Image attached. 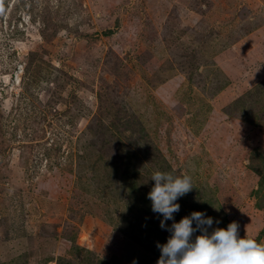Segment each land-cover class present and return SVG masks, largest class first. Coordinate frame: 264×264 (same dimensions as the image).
Wrapping results in <instances>:
<instances>
[{
	"label": "rangeland",
	"instance_id": "rangeland-1",
	"mask_svg": "<svg viewBox=\"0 0 264 264\" xmlns=\"http://www.w3.org/2000/svg\"><path fill=\"white\" fill-rule=\"evenodd\" d=\"M155 171L264 244V0H0V264H156Z\"/></svg>",
	"mask_w": 264,
	"mask_h": 264
},
{
	"label": "clouds",
	"instance_id": "clouds-1",
	"mask_svg": "<svg viewBox=\"0 0 264 264\" xmlns=\"http://www.w3.org/2000/svg\"><path fill=\"white\" fill-rule=\"evenodd\" d=\"M151 181L155 182L147 194L151 210L162 217L160 228L170 233L166 243L156 245L160 250L156 264H264V244L240 238L236 221L226 229L213 227V218L205 212H192L175 221L174 214L180 210L176 201L193 190L190 176L155 171ZM167 221H172L170 226ZM196 232L200 235L194 237Z\"/></svg>",
	"mask_w": 264,
	"mask_h": 264
},
{
	"label": "trees",
	"instance_id": "trees-1",
	"mask_svg": "<svg viewBox=\"0 0 264 264\" xmlns=\"http://www.w3.org/2000/svg\"><path fill=\"white\" fill-rule=\"evenodd\" d=\"M193 227H195V226H193ZM198 235H200V233H199V232H196V233L194 234V237H195V236H198ZM156 254L160 255V253H158V252H157Z\"/></svg>",
	"mask_w": 264,
	"mask_h": 264
}]
</instances>
